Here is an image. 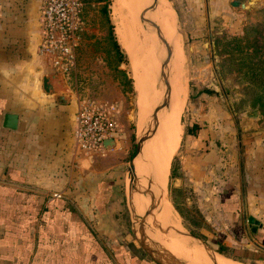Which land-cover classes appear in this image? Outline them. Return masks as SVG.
Here are the masks:
<instances>
[{"label": "rangeland", "instance_id": "374dc122", "mask_svg": "<svg viewBox=\"0 0 264 264\" xmlns=\"http://www.w3.org/2000/svg\"><path fill=\"white\" fill-rule=\"evenodd\" d=\"M112 1L107 13L116 35L110 14ZM163 1L168 2L167 6H171L174 12L171 20L174 21V39H177V54L180 56L177 55L171 73H167L170 66L167 63L166 76L170 81L168 75L176 76L178 72L185 92L178 118V142L165 165L168 172L152 163L156 177L165 173L160 187L154 190L159 201L157 215L165 209L159 199L161 195L168 200L172 218L178 226L173 227L176 244L180 242L179 247H183L181 251L174 250V260L170 261L172 264H188L189 255L184 252L187 244L183 246L180 241L185 235L192 238L188 239L190 247L199 244L220 259L236 264H264V83L259 78L260 73H264L261 61L264 58V3L256 5V0H251L249 9H241L231 6L228 0H213L217 4L209 6L205 4L206 0ZM81 3L78 42L72 59L44 54V61L60 76L64 91L77 104L92 100L112 104L115 108L121 162L115 176L119 186L118 209L112 218L111 236L121 249L123 246L134 247L152 264H160L167 253L165 249L171 254V232L164 239L165 247L157 246L153 241H160L148 237L145 230L152 222L151 211L144 212V223L140 219L143 213L135 217L128 202L127 187L129 179L132 185L138 175L137 172L133 176L128 164L140 133L151 123L150 116L141 128L148 103L156 92L155 81L160 77L161 64L156 69L157 74L152 70L154 92L147 100L145 97L139 100L129 59L120 46L125 57L119 60L120 55L108 36L106 18L100 11L102 2L81 0ZM143 12L140 7V18ZM39 22L38 50L43 37L40 11ZM249 23H255V31L251 27L245 35L243 27ZM254 34L258 38V47L253 51L246 41ZM169 36L170 31L164 40ZM169 45L162 44L161 49L172 54L174 48ZM251 71L259 75L249 79ZM160 87L164 89L163 84ZM259 95L262 96L260 100L257 99ZM143 101L144 106H141ZM140 106L142 110H139ZM193 122L199 125L194 135L185 132V127ZM152 138L156 141L154 136ZM145 149L144 146L141 152L144 153ZM134 165L141 168L137 158ZM149 198L148 189L137 195L143 211L150 200L155 203L153 197ZM249 214L261 222L253 232L246 219ZM163 222L168 225L165 220ZM152 230L153 226L149 230L151 236ZM140 234L150 246L139 240ZM149 247L159 250L161 256L150 253ZM217 247L223 252H218Z\"/></svg>", "mask_w": 264, "mask_h": 264}, {"label": "crops", "instance_id": "0c3cea01", "mask_svg": "<svg viewBox=\"0 0 264 264\" xmlns=\"http://www.w3.org/2000/svg\"><path fill=\"white\" fill-rule=\"evenodd\" d=\"M41 1L0 0V264H152L111 236L118 127L102 154L79 152L72 138L78 104L61 83L63 102L41 87L42 76L54 73L38 50ZM5 112L17 114L15 128L2 125Z\"/></svg>", "mask_w": 264, "mask_h": 264}, {"label": "bare ground", "instance_id": "6f19581e", "mask_svg": "<svg viewBox=\"0 0 264 264\" xmlns=\"http://www.w3.org/2000/svg\"><path fill=\"white\" fill-rule=\"evenodd\" d=\"M251 2L252 1L250 0L249 3L251 4ZM140 7L144 9L143 17H141L142 19L140 18L139 14ZM110 14L113 24L115 25L117 41L129 59L134 86L136 90L139 91V100L143 99L144 97L147 100L154 92V88L156 90L152 99L148 103L149 112L145 113L144 119L141 123V128L144 122L153 115L155 108L157 107L158 100L161 97L162 110L158 113L159 122L152 133L142 143L141 148L133 158L132 173L134 176L136 175L135 173L138 172V175L136 176V179L132 185H130L131 181L128 182L127 193L135 207L137 209L139 207L143 212V209L137 200V195L142 192L143 189H148L150 191V198L153 197L155 203L153 204V202L150 200V202H148V206L151 203L155 206L153 207L154 209L151 210L152 222L148 224L146 227L147 231L145 230V232L147 233L148 237L150 236L156 240H159L164 245V247L166 246L164 239L168 238L169 231L171 232L170 247H172V256L170 257L168 264H172L170 260H173L174 258V250L178 249L181 251L183 248L179 247L180 242H177L176 244L175 231L173 227L178 226L172 218V212L170 211L168 200L165 199V197L159 195V198L163 201L165 206L164 211L162 210L161 212V218L164 219L168 225L165 222H162L156 228L155 221L159 207V201L154 192V184L152 183L153 179L151 180L149 175L150 173L155 178L154 182L156 188L164 179L165 173L162 172L156 177V172L153 170V164L157 165L158 168H162L161 171L164 170L165 172H168V166L165 165L168 164V161H170V158L178 142V118H180L179 114L185 97L183 82L181 81L180 74H178V72L176 76L168 75L169 80L171 78L169 84L164 89L160 87L166 79L168 80L166 76V65L161 62L162 59L166 60L167 63H170V66L168 67L169 69L167 68V73H171L174 64L177 62V55L179 54H177V39H174L176 32L174 21L171 20V18L173 19L172 12L171 8H169L167 3H165L163 0H149V3L146 0H113ZM145 17L149 19V21L146 20ZM169 31L170 36L168 39L162 40L168 35ZM159 35L162 37V39H160ZM152 36L158 39V42H160L159 45H157V40ZM162 44H170L169 46L174 48L172 54L162 51ZM178 57L180 56L178 55ZM159 65L161 66L160 77L156 79L155 87L153 88L152 70L155 74H157L156 69ZM146 83L147 85H144ZM140 88H142V91ZM141 106H144V101L141 102ZM141 106L139 107V110H142ZM160 122H162L161 126L159 124ZM153 136L156 138V141L153 140ZM144 146L147 149H145L144 153H142L141 149H143ZM136 158L140 167L143 169L135 168L134 160ZM155 158L158 159L159 162L155 160ZM144 166H146L148 170L147 168H144ZM160 190L162 191L163 189ZM143 196L145 197V195ZM143 201H145V199ZM140 219L144 223L146 219L145 215L143 217L141 216ZM152 226L153 236H151L149 233V230ZM169 227H171V230ZM139 238L141 242H147L145 243L147 244L145 246H150L149 241H145L141 234L139 235ZM188 239L189 238H186L184 235L180 240L183 246L184 244H187L186 247H184V252H187L189 255L188 259H186L188 264H236L234 262H230L229 260L227 261L225 259H220L217 255L204 250V248L199 244H197L196 247H190V244L188 245L190 240ZM149 250L150 253L153 252L157 257L161 256V252L159 250L151 247H149Z\"/></svg>", "mask_w": 264, "mask_h": 264}, {"label": "built area", "instance_id": "2783aa9c", "mask_svg": "<svg viewBox=\"0 0 264 264\" xmlns=\"http://www.w3.org/2000/svg\"><path fill=\"white\" fill-rule=\"evenodd\" d=\"M81 0H44L40 10L43 37L39 51L55 58L71 60L78 42ZM112 104L83 101L77 105L72 132L79 152L91 157L102 154L104 141L117 131Z\"/></svg>", "mask_w": 264, "mask_h": 264}, {"label": "water", "instance_id": "95a60500", "mask_svg": "<svg viewBox=\"0 0 264 264\" xmlns=\"http://www.w3.org/2000/svg\"><path fill=\"white\" fill-rule=\"evenodd\" d=\"M166 1V0H165ZM167 2V1H166ZM249 2L250 0H231V3L234 4L237 7L240 8H248L249 7ZM168 4V2H167ZM169 8L172 9L171 6H169ZM173 10V9H172ZM164 40V39H162ZM162 63L164 65H167V61L162 59ZM169 84V81L166 79L165 82L163 83V87L165 88L167 85ZM41 87L42 89L47 92V93H58V98L57 100L59 102H63L67 99L66 95H64V93L62 92L63 89L60 86V76L56 73H49V74H44L41 78ZM162 110V102L161 99L159 100L157 107L155 108V111L153 113V115L151 116V123L149 124V126L147 127L146 130L142 131L139 135V138L136 142V146H135V151L133 153V156L131 157V159L129 160V170L131 171L133 169V158L135 157L136 153L139 151V149L141 148L142 143L145 141V139L152 133V131L156 128L157 124H158V113ZM16 123H17V114L13 113V112H5L2 115V125L8 128H15L16 127ZM107 142V141H105ZM154 205L151 203L149 204L148 208L145 209L143 211L147 212V211H151L153 209ZM136 216L135 217H139L138 213H135ZM247 222L249 223V228L250 230L253 232L256 230L257 226L260 224L259 220H257L256 218H254L251 215L247 216ZM142 228V227H141ZM190 234V233H189ZM193 236V235H192ZM195 237V236H194ZM204 247L208 248L207 245L202 242L201 240H198ZM155 242V244H157V246H161L163 247L164 245L161 242L158 241H153ZM166 250V254L164 256V261L160 262L161 264H168V260L171 257V254Z\"/></svg>", "mask_w": 264, "mask_h": 264}, {"label": "trees", "instance_id": "16d2710c", "mask_svg": "<svg viewBox=\"0 0 264 264\" xmlns=\"http://www.w3.org/2000/svg\"><path fill=\"white\" fill-rule=\"evenodd\" d=\"M98 1L102 2L101 6H100V11L105 15V18H106L107 28H108V36L112 41V45H113L115 51L120 55L119 60L122 61V60H124L123 57H125V56H123L124 55L123 51L121 50L120 44L117 41L116 35L114 33V30H113L112 22H111L110 17L108 16V13H107V8H108L111 0H98ZM259 11H261V10H258V12ZM263 23H264V20H263ZM251 27H253V30L255 31V27H256L255 23H249L247 25H244L243 32L245 35H248L249 28H251ZM246 44L250 45V47H251V49H253V51L258 47V38H256L255 34L252 35L251 39L246 41ZM262 50H263V55H264V43L262 45ZM261 61L264 63V58H262ZM253 71H251L249 73V79L250 78L254 79L257 75H259L257 72H253ZM263 75H264V73L261 72L259 78L261 80H263V83H264V76ZM261 97L262 96L259 95V96H257V99H259V98L261 99ZM259 103H261V102H259ZM198 128H199V125L196 122H193V123H191L185 127V132L188 134L194 135V134H196V131ZM217 251L221 252V253L223 252L222 248H220V247H217ZM235 257H237V256H235Z\"/></svg>", "mask_w": 264, "mask_h": 264}, {"label": "flooded vegetation", "instance_id": "af4514ba", "mask_svg": "<svg viewBox=\"0 0 264 264\" xmlns=\"http://www.w3.org/2000/svg\"><path fill=\"white\" fill-rule=\"evenodd\" d=\"M260 226H257V228L256 229H258Z\"/></svg>", "mask_w": 264, "mask_h": 264}]
</instances>
